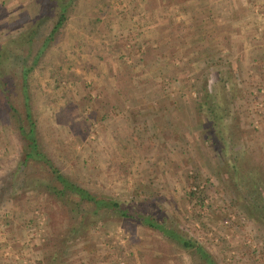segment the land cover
Masks as SVG:
<instances>
[{
	"label": "rangeland",
	"instance_id": "374dc122",
	"mask_svg": "<svg viewBox=\"0 0 264 264\" xmlns=\"http://www.w3.org/2000/svg\"><path fill=\"white\" fill-rule=\"evenodd\" d=\"M174 4L76 0L29 76L39 141L70 180L178 228L215 264H264V0ZM42 11L0 0V44ZM3 109L0 189L22 151ZM67 204L7 185L0 264H205L110 212L75 229Z\"/></svg>",
	"mask_w": 264,
	"mask_h": 264
},
{
	"label": "trees",
	"instance_id": "16d2710c",
	"mask_svg": "<svg viewBox=\"0 0 264 264\" xmlns=\"http://www.w3.org/2000/svg\"><path fill=\"white\" fill-rule=\"evenodd\" d=\"M38 3L43 11L32 18L28 29L0 44V107L14 117L22 148L19 166L9 172L12 183L7 182L0 189V199L7 185L20 183L22 186H28L29 184L31 188H42L53 198L68 203V211L74 213L77 218L78 226L75 229L80 230L86 224L93 222L92 219L101 213L110 212L158 232L174 246L192 250L205 264H215L201 244L186 237L178 228L164 220H159L152 213L136 210L125 202L95 194L73 182L42 149L37 130L38 122L34 117L29 76L39 65L56 31L64 25L67 13L76 4V0H38ZM49 16L52 17L49 31L46 32L39 46H35L36 39H39V34L42 32L41 26L46 23L43 20ZM28 165L33 167V171L28 172L25 168L19 175V168ZM260 199L264 200L262 195Z\"/></svg>",
	"mask_w": 264,
	"mask_h": 264
},
{
	"label": "crops",
	"instance_id": "0c3cea01",
	"mask_svg": "<svg viewBox=\"0 0 264 264\" xmlns=\"http://www.w3.org/2000/svg\"><path fill=\"white\" fill-rule=\"evenodd\" d=\"M224 1L226 0H219V2L217 0H175L177 4H174L173 8H198L199 12L206 13L205 9L223 7ZM192 3H194L193 6Z\"/></svg>",
	"mask_w": 264,
	"mask_h": 264
}]
</instances>
